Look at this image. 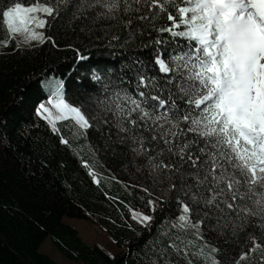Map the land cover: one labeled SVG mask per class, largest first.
I'll return each mask as SVG.
<instances>
[{
  "label": "snow or ice",
  "instance_id": "obj_1",
  "mask_svg": "<svg viewBox=\"0 0 264 264\" xmlns=\"http://www.w3.org/2000/svg\"><path fill=\"white\" fill-rule=\"evenodd\" d=\"M58 2L67 7L73 0ZM73 6L76 18L113 21L126 35L113 33L116 44L109 46L129 54L92 102L95 115L68 103L62 84L47 101L51 108L42 103L37 115L53 132L69 118L84 133L96 126L140 158L162 194L177 202L172 228L195 238L177 236L167 244L186 264H193L190 257L222 264L207 231L239 237L245 250L233 264L264 253V0H74ZM58 12L52 0H11L0 9V30L6 26L9 37L4 46L16 34L25 43H44L36 29ZM149 29L171 39L138 43ZM164 43L176 47L153 49L156 72L150 74L135 52ZM92 79L103 78L94 73ZM61 143L68 141L61 137ZM156 203L147 201L153 211ZM132 218L152 219L135 211Z\"/></svg>",
  "mask_w": 264,
  "mask_h": 264
},
{
  "label": "trees",
  "instance_id": "obj_2",
  "mask_svg": "<svg viewBox=\"0 0 264 264\" xmlns=\"http://www.w3.org/2000/svg\"><path fill=\"white\" fill-rule=\"evenodd\" d=\"M52 3L59 12L47 17L44 43L20 46L11 38L0 50V264H58L38 250L46 238L63 256L83 264H186L167 244L177 236L195 238L172 228L179 215L177 202L171 193L162 194L161 186L140 166V158L108 140L96 126L84 133L69 118L57 122L58 131L53 132L35 113L36 103L48 98L42 81L54 76L62 79L69 103L95 115L92 102L109 75L120 74L129 54L127 49L109 46L116 44L111 41L113 33L126 35L113 21L93 24L85 16L76 18L74 0L67 7L58 0ZM10 4L11 0H0V9ZM4 31L0 30V39L6 36ZM148 32L138 43L171 39L166 33ZM156 47L171 51L176 45L137 49L135 54L150 74L156 72L151 64ZM94 73L103 79L93 80ZM61 137L68 143H61ZM149 199L157 201L155 211L147 205ZM133 210L151 216V221L138 224ZM64 216L103 228L117 253L110 257L89 245L62 221ZM206 239L220 249L222 264H233L245 250L229 231L223 235L207 231ZM261 255L258 251L242 264H260ZM190 258L193 264H204L202 258Z\"/></svg>",
  "mask_w": 264,
  "mask_h": 264
},
{
  "label": "rangeland",
  "instance_id": "obj_3",
  "mask_svg": "<svg viewBox=\"0 0 264 264\" xmlns=\"http://www.w3.org/2000/svg\"><path fill=\"white\" fill-rule=\"evenodd\" d=\"M25 5H27V4H25ZM46 19H47V17H46ZM4 28H5L4 33H6V36L4 38L0 39V50L3 47H5L4 43L2 41L9 40V37L7 36L8 33L6 30V26H4ZM36 31L42 32L44 34V28L43 29H36ZM44 37H45V34H44ZM12 38L15 39L17 44L20 46H29V45L39 43L38 41H33L31 43H25L24 42V39H25L24 34H16ZM61 84L63 85L62 79L59 77H54V76H49L48 78H46L45 80L42 81L43 90L48 94V98L43 99V100L39 101L38 103H36V105H35V107H36L35 113L36 114H37V111H36L37 108L42 103L46 104V106L51 108L50 105H47V101H48L49 97L52 95V93L56 90V88L58 86H60ZM62 92H63V88H62ZM73 106H75V105H73ZM52 111H53V115H57V113L55 112L54 109H52ZM44 121L46 123H48L46 120H44ZM133 211L139 212L137 210H133ZM62 221L64 223L68 224L69 226H72L78 232V235L81 237V239L84 240L85 242H87L89 245L98 246L110 257H113L117 253L118 248H117L115 242L113 241L111 236L100 226L90 222L89 220L83 219V218L64 216L62 218ZM134 221L137 222L136 220H134ZM138 224L146 225L147 223L146 224L138 223ZM38 250L40 252L45 253L48 256H50L58 264H83V262L81 260L69 259V258L63 256L56 249V247L51 243L49 238H46L42 241Z\"/></svg>",
  "mask_w": 264,
  "mask_h": 264
}]
</instances>
